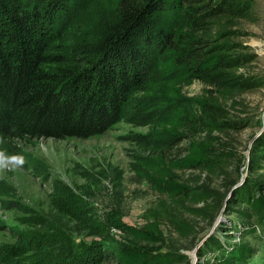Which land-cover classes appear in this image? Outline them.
I'll list each match as a JSON object with an SVG mask.
<instances>
[{
	"label": "rangeland",
	"instance_id": "374dc122",
	"mask_svg": "<svg viewBox=\"0 0 264 264\" xmlns=\"http://www.w3.org/2000/svg\"><path fill=\"white\" fill-rule=\"evenodd\" d=\"M248 1L244 16L221 18L211 30L214 36L230 31L223 42L253 57L237 73L260 81L256 89L214 90L188 78L164 55L132 92L123 119L102 135L0 144V247L28 245L34 257L39 246L52 259L49 264H84L69 246L84 249L92 242L93 248L102 244L111 250L104 240L121 243L112 247L124 252L119 264H219L212 249L202 254L210 236L227 249L242 251L246 243L248 251L264 250V155L255 145L264 141V0ZM76 3L78 14L61 46L97 40L116 21L118 0ZM172 20L161 17L170 27ZM183 31L182 25L175 28ZM203 103L244 125L205 133L214 145L199 148H213L223 163V171L213 176L191 169L192 153L177 157L185 143L171 151L163 146L173 135L186 134L177 113ZM150 141L156 143L153 151ZM205 184L217 201L207 192L200 197L205 201L193 204L192 190ZM178 188L190 195L174 202ZM207 203L213 208L204 213ZM180 215L192 224L193 235L179 224Z\"/></svg>",
	"mask_w": 264,
	"mask_h": 264
},
{
	"label": "trees",
	"instance_id": "16d2710c",
	"mask_svg": "<svg viewBox=\"0 0 264 264\" xmlns=\"http://www.w3.org/2000/svg\"><path fill=\"white\" fill-rule=\"evenodd\" d=\"M76 2L0 0V144L102 135L123 119L132 92L141 87L164 55L188 78L214 90L251 91L259 86L260 81L237 73L253 57L237 52L236 44L223 42L231 36L230 31L214 36L211 30L221 18L244 16L250 10L248 0H118L116 21L101 37L61 46L58 42L78 14ZM163 16L170 20L176 17L170 21L173 27L161 22ZM179 25L185 31L176 33ZM177 115L179 127L186 134L173 135L163 146L171 151L185 143L177 157L192 153L187 159L192 170L207 176L222 172L223 163L215 150L199 148L214 145L205 133L237 131L244 125L226 119L223 110L210 103ZM255 143L264 155V141ZM155 144L149 142L150 151ZM207 192L211 193L210 199L215 195V203L218 195L207 184L192 190V203L205 201L200 197ZM188 195L186 188H178L174 202ZM212 208L207 203L203 212ZM179 219L187 235H193L192 224L183 215ZM238 233L249 235L245 230ZM89 243L84 249L73 243L69 247H73L78 260H86L84 264H119L117 258L124 252L118 254L112 247L120 242L104 240L111 250L99 244L95 251ZM246 246L244 243L242 251L227 249L210 236L206 240L208 252L201 253L210 254L212 249L218 254L215 260L219 264H264V250L248 251ZM31 248L21 243L0 247V264H49L52 260L39 246L30 257Z\"/></svg>",
	"mask_w": 264,
	"mask_h": 264
}]
</instances>
